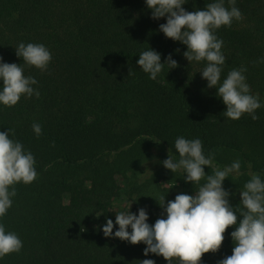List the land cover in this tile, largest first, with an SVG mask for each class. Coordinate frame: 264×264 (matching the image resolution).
Instances as JSON below:
<instances>
[{"label": "trees", "instance_id": "trees-1", "mask_svg": "<svg viewBox=\"0 0 264 264\" xmlns=\"http://www.w3.org/2000/svg\"><path fill=\"white\" fill-rule=\"evenodd\" d=\"M211 2L188 0L184 7L191 12ZM236 7L241 19L216 31L226 58L221 79L246 67L251 93L259 94L262 105L256 120L247 113L237 120L223 116L226 105L199 73L205 62L184 57L187 46L159 31L166 19H153L145 0H0V56L21 63L40 92L22 95L12 107L0 104V130L12 129L10 139L33 153L37 171L33 182L14 185L12 206L0 218L23 242L0 264H167L162 256H145L143 242L105 237L102 225L109 218L115 224V207L132 199L131 211L146 208L154 224L163 213L158 201L194 195L205 183L185 182L182 169L173 173L163 166L169 149L179 158L178 136L201 139L218 167L239 159L244 174L224 181L232 206L239 204L249 173L264 179V0H236ZM20 42L49 49L46 70L17 57ZM150 47L162 62L171 53L178 66L165 64L150 79L136 64ZM33 122L41 125V135ZM234 227L201 264L232 254Z\"/></svg>", "mask_w": 264, "mask_h": 264}, {"label": "clouds", "instance_id": "clouds-1", "mask_svg": "<svg viewBox=\"0 0 264 264\" xmlns=\"http://www.w3.org/2000/svg\"><path fill=\"white\" fill-rule=\"evenodd\" d=\"M188 0H145L153 19H166L159 25L167 38L187 46L184 57L192 63L204 61L201 74L208 88H216V96L226 105L223 116L237 120L245 113L253 120L258 119L256 109L260 108L259 94L251 93L244 73L246 67L233 68L221 79L225 55L221 51L223 40L216 31L222 26L230 27L233 20H239L242 13L236 7V0H213L203 9L188 11L184 5ZM227 3V6H226ZM17 57L24 64L46 70L52 59L49 49L40 43L20 42L15 46ZM178 51V50H177ZM136 64L156 80L167 64L170 70L177 67V61L170 53L162 62V54L151 47L142 51ZM38 81L33 76L24 75L23 65L8 63L0 56V104L12 107L21 96L40 95ZM32 130L39 136L42 127L33 122ZM12 129L0 130V218L12 206L16 195L14 185L29 184L37 177L36 160L33 153L18 140L10 139ZM174 147L179 158L169 155L162 161L163 166L175 173L183 170L185 182L205 183L195 190L194 195L180 193L174 200L158 201L163 208L161 218L150 224L146 208H139L138 214L131 211L132 199L126 210L115 211V224L107 219L102 225L105 237H115L131 244L143 242L144 255L150 253L162 256L167 264L178 258L179 264H201L203 254L217 252L225 239L229 226H235L230 233L234 247L232 254L218 261V264H264V179L259 173H249L250 179L239 191V206H232L231 193L224 187L230 176H240L239 159L222 168L215 164V154H205L201 139H186L178 136ZM209 166L212 174L205 172ZM242 206V207H240ZM101 215V214H100ZM99 216V215H97ZM239 217V220H238ZM118 229L113 232L114 227ZM129 228L131 231H129ZM23 247L20 237L6 230L0 223V259L11 253H18ZM141 264H156L153 259H144Z\"/></svg>", "mask_w": 264, "mask_h": 264}, {"label": "rangeland", "instance_id": "rangeland-1", "mask_svg": "<svg viewBox=\"0 0 264 264\" xmlns=\"http://www.w3.org/2000/svg\"><path fill=\"white\" fill-rule=\"evenodd\" d=\"M129 203H130V201L129 202H125V203H122L121 205H118L117 207H115V211H119V210H122V208L123 207H128L129 206ZM132 208V207H131ZM116 213V212H115Z\"/></svg>", "mask_w": 264, "mask_h": 264}]
</instances>
